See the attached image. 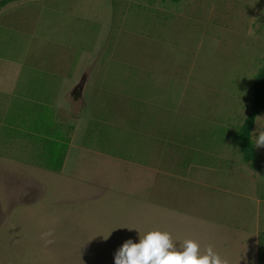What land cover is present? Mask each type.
<instances>
[{"label":"rangeland","instance_id":"rangeland-1","mask_svg":"<svg viewBox=\"0 0 264 264\" xmlns=\"http://www.w3.org/2000/svg\"><path fill=\"white\" fill-rule=\"evenodd\" d=\"M263 64L264 0L0 8V264H114L151 230L264 264V111L254 161L234 140Z\"/></svg>","mask_w":264,"mask_h":264},{"label":"clouds","instance_id":"clouds-1","mask_svg":"<svg viewBox=\"0 0 264 264\" xmlns=\"http://www.w3.org/2000/svg\"><path fill=\"white\" fill-rule=\"evenodd\" d=\"M256 146H264V132L257 136ZM114 264H229V262L214 251L212 246L202 252L195 240L187 239L177 245L169 232L151 230L143 236L139 232V242L126 240L116 251Z\"/></svg>","mask_w":264,"mask_h":264},{"label":"trees","instance_id":"trees-1","mask_svg":"<svg viewBox=\"0 0 264 264\" xmlns=\"http://www.w3.org/2000/svg\"><path fill=\"white\" fill-rule=\"evenodd\" d=\"M17 0H0V8L8 3ZM172 2H181L182 0H170ZM264 111V64L260 67L254 85L252 88V103L248 115L238 128L234 140L236 146L242 153L246 162H252L256 159V148L252 138L253 129L258 115Z\"/></svg>","mask_w":264,"mask_h":264},{"label":"crops","instance_id":"crops-1","mask_svg":"<svg viewBox=\"0 0 264 264\" xmlns=\"http://www.w3.org/2000/svg\"><path fill=\"white\" fill-rule=\"evenodd\" d=\"M7 115H9V114H7ZM10 117L11 116H9V119H10ZM9 124V123H8ZM17 124V123H16ZM7 126V125H6ZM10 154L12 155V156H14V157H17V155L15 154V151H14V149H11L10 150ZM60 172H62L61 170H60ZM260 200H258V202H259ZM253 231H255V234L256 235H258L259 233H263V231H264V224L263 225H260V223L258 222V224H257V226H256V229H253ZM249 232H250V230H249ZM244 233H247V231L246 230H244Z\"/></svg>","mask_w":264,"mask_h":264}]
</instances>
